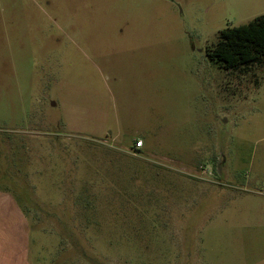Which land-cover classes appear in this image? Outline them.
<instances>
[{
    "label": "rangeland",
    "instance_id": "374dc122",
    "mask_svg": "<svg viewBox=\"0 0 264 264\" xmlns=\"http://www.w3.org/2000/svg\"><path fill=\"white\" fill-rule=\"evenodd\" d=\"M260 15L0 0V192L26 217L27 264H264V59L208 56Z\"/></svg>",
    "mask_w": 264,
    "mask_h": 264
},
{
    "label": "trees",
    "instance_id": "16d2710c",
    "mask_svg": "<svg viewBox=\"0 0 264 264\" xmlns=\"http://www.w3.org/2000/svg\"><path fill=\"white\" fill-rule=\"evenodd\" d=\"M208 56L223 69H235L264 59V15L220 31L218 42Z\"/></svg>",
    "mask_w": 264,
    "mask_h": 264
},
{
    "label": "crops",
    "instance_id": "0c3cea01",
    "mask_svg": "<svg viewBox=\"0 0 264 264\" xmlns=\"http://www.w3.org/2000/svg\"><path fill=\"white\" fill-rule=\"evenodd\" d=\"M18 201L0 192V264H27V220Z\"/></svg>",
    "mask_w": 264,
    "mask_h": 264
},
{
    "label": "built area",
    "instance_id": "2783aa9c",
    "mask_svg": "<svg viewBox=\"0 0 264 264\" xmlns=\"http://www.w3.org/2000/svg\"><path fill=\"white\" fill-rule=\"evenodd\" d=\"M135 147L136 148H141L142 147V142L140 140H138L136 143H135Z\"/></svg>",
    "mask_w": 264,
    "mask_h": 264
}]
</instances>
